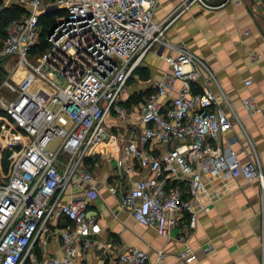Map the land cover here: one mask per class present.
<instances>
[{
	"label": "built area",
	"instance_id": "obj_1",
	"mask_svg": "<svg viewBox=\"0 0 264 264\" xmlns=\"http://www.w3.org/2000/svg\"><path fill=\"white\" fill-rule=\"evenodd\" d=\"M171 1L179 4L161 22L154 20L159 0L1 1L0 11L19 7L23 13L6 28L0 64L15 59L31 67L55 93L42 102L3 84L16 97L0 96L6 114L0 122V264H39L36 246L47 252L58 222L62 257L44 254L46 264H73L95 245L99 229L89 207L101 198L94 171L101 167L99 154L112 165L106 187L121 208L161 236L179 231L184 246L176 264L197 260L189 240L199 214L210 211L232 185L258 181L264 190L260 163L220 145L233 129L228 99L210 88L194 92L199 60L166 39L174 21L194 7L214 10L243 1ZM42 32L46 50L33 65L30 55ZM158 46L174 52H159ZM152 53L168 69L143 100L127 104L129 81ZM261 58L254 52L249 59L254 64ZM243 103L251 114L261 111L252 97ZM15 148L5 171L2 153ZM157 254L152 260L144 250L128 247L117 260L157 264L165 257L163 250Z\"/></svg>",
	"mask_w": 264,
	"mask_h": 264
},
{
	"label": "crops",
	"instance_id": "obj_2",
	"mask_svg": "<svg viewBox=\"0 0 264 264\" xmlns=\"http://www.w3.org/2000/svg\"><path fill=\"white\" fill-rule=\"evenodd\" d=\"M223 1L209 0L215 5ZM242 1L239 6L226 4L214 10L194 7L174 21L166 39L173 46L188 49L199 60L201 77L194 84V91L210 88L228 99L233 129L221 137L220 145L238 153L242 160L256 159L264 171V0ZM178 4L159 0L155 22L173 14ZM157 50L165 54L174 52L163 46H158ZM254 52L262 58L252 64L249 58ZM142 66L145 83L140 84L138 90L145 92L154 88L168 65L152 53ZM179 87L176 86L175 94ZM247 97L256 101L261 109L259 113L249 112L243 103ZM126 102L137 103L134 97H128ZM124 125L129 123L124 122ZM96 157L104 164L103 168L94 170L96 179L101 182V198L90 203L89 209L96 214L99 233L93 236L95 245L73 264H120L117 254L128 247L144 250L152 260L163 250L165 257L157 264H176L184 246L179 231H172V237L167 238L154 228L138 224L117 204L106 187L112 165L103 155ZM237 184L232 185L231 191L215 202L210 211L199 214L197 227L189 240L197 254L192 264H264V190L258 181ZM62 225L58 222L52 227L55 230L49 237L46 253L40 244L36 246L38 258L45 259L44 254L62 257L57 235ZM104 243H109L110 248L99 247ZM39 264L46 263L42 260Z\"/></svg>",
	"mask_w": 264,
	"mask_h": 264
},
{
	"label": "rangeland",
	"instance_id": "obj_3",
	"mask_svg": "<svg viewBox=\"0 0 264 264\" xmlns=\"http://www.w3.org/2000/svg\"><path fill=\"white\" fill-rule=\"evenodd\" d=\"M3 37V35L0 36V40H2ZM38 53L39 52H36L30 55V62L33 65H37V63L39 62L40 55H38ZM0 69H2V76L0 81V96L2 97H6L9 99H13L16 97L15 92L3 85L5 81H8L17 90H26L30 92L42 102L49 101L52 95H54L55 93V88L50 84L49 81L37 76L31 67L19 65V63L15 59L1 63ZM142 83H145L143 68L138 70L134 78H132L129 82V90L127 94L129 98L135 96V98H141V100L144 99L145 94L144 92H142L143 90H138L140 84ZM133 91H136V93H134ZM5 117L6 114L2 110H0V122H4L3 118ZM51 146H54V143ZM18 150L19 148H15L13 150H5L2 153L1 158L3 159V168L5 171H8L12 157ZM96 161L99 166H101L97 168L104 167L103 160H101V158L96 157ZM37 259L38 262H41L43 260L42 258ZM28 264H32V262H29Z\"/></svg>",
	"mask_w": 264,
	"mask_h": 264
},
{
	"label": "trees",
	"instance_id": "obj_4",
	"mask_svg": "<svg viewBox=\"0 0 264 264\" xmlns=\"http://www.w3.org/2000/svg\"><path fill=\"white\" fill-rule=\"evenodd\" d=\"M2 0H0V3H1ZM23 13V10L19 7H12V8H8V9H4V10H1L0 11V36H4L3 39L6 37V28L9 24V22L14 19V18H17L19 17L21 14ZM48 24V23H47ZM45 34L42 32V37H41V42L40 44L34 49V52L33 53H36V52H39V53H43L45 50H46V43H45ZM2 40H0V46L2 45ZM142 67H139L137 70H136V73L138 70H140ZM2 69H0V81H1V76H2ZM144 73H145V70L143 69ZM135 73V74H136ZM145 76V74H144ZM130 82V81H129ZM153 89H149V90H146L144 92L145 95H147L150 91H152ZM194 92H199V91H194ZM134 99L136 101H140L141 98H135L134 96Z\"/></svg>",
	"mask_w": 264,
	"mask_h": 264
}]
</instances>
